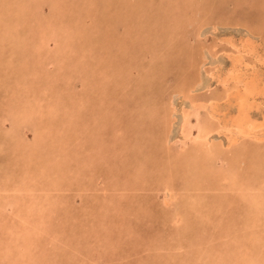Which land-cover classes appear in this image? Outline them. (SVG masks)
<instances>
[{
	"label": "rangeland",
	"instance_id": "1",
	"mask_svg": "<svg viewBox=\"0 0 264 264\" xmlns=\"http://www.w3.org/2000/svg\"><path fill=\"white\" fill-rule=\"evenodd\" d=\"M244 109L264 0H0V264H264Z\"/></svg>",
	"mask_w": 264,
	"mask_h": 264
},
{
	"label": "bare ground",
	"instance_id": "2",
	"mask_svg": "<svg viewBox=\"0 0 264 264\" xmlns=\"http://www.w3.org/2000/svg\"><path fill=\"white\" fill-rule=\"evenodd\" d=\"M247 51V50H246ZM240 56V55H239ZM232 57V56H231ZM242 58L241 57H237L236 59H234V62H232V65H233V70H234V72H237L238 70H239V68H236V66H235V64H239V62L241 63L242 62V60H241ZM236 68V69H235ZM247 68V67H246ZM253 69V68H252ZM242 71V70H241ZM243 76V75H242ZM237 78V77H236ZM242 77H239V79H241ZM242 80V79H241ZM241 80H239V82L238 83H240L241 84V82H244L243 80L241 81ZM218 83V82H217ZM250 83V82H249ZM243 84V83H242ZM244 85V84H243ZM243 87V86H242ZM208 88V87H207ZM243 90H244V92H243V95H245V97L246 96H249V97H252L253 95H254V88L252 87V86H250V85H246V86H244L243 87ZM242 92V91H241ZM241 95V94H240ZM242 96V95H241ZM241 98V97H240ZM246 100V99H245ZM253 101V100H252ZM235 103H237V102H235ZM251 103V102H250ZM241 104V103H240ZM207 106V105H206ZM248 106V105H247ZM204 107V106H203ZM241 107V106H240ZM251 107V106H250ZM206 108V107H205ZM210 109V108H209ZM258 109V108H257ZM256 109V110H257ZM207 110H208V108H207ZM245 110V109H244ZM247 110V109H246ZM245 110V112L244 111H242V112H240V113H243V115L242 116H240V114H239V118H238V121L236 122V121H234V122H232L231 124V127L234 129L233 131L234 132H232L231 130H230V128H228V127H226V131H227V139H228V143L229 144H227V145H232L233 143H235L236 142V137H249V138H252V139H255V138H258L257 136L258 135H256V131H258L259 130V128L262 126L263 127V129H264V123L260 126V125H257L258 123H256V122H254V125H253V123L249 120V118L248 117H246V111ZM237 114V113H236ZM238 116V115H237ZM241 118V119H240ZM251 118V117H250ZM248 120V121H247ZM252 120V119H251ZM230 121V120H229ZM255 121V120H254ZM226 125H228V124H226ZM203 134H205L204 136H203V140H206V141H208V139H207V136H208V132L206 131V129L204 130V133ZM262 138V137H261ZM241 139V138H240ZM247 139V138H246ZM263 139V138H262ZM244 140V139H243ZM259 140H261V139H259ZM209 142V141H208Z\"/></svg>",
	"mask_w": 264,
	"mask_h": 264
}]
</instances>
